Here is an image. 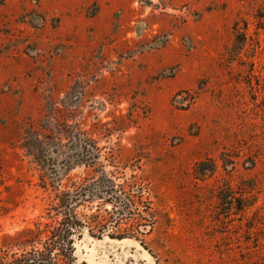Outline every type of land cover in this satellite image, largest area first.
Instances as JSON below:
<instances>
[{
    "label": "rangeland",
    "instance_id": "374dc122",
    "mask_svg": "<svg viewBox=\"0 0 264 264\" xmlns=\"http://www.w3.org/2000/svg\"><path fill=\"white\" fill-rule=\"evenodd\" d=\"M68 125L101 160L52 183L23 143L61 162ZM34 260L264 264V0H0V264Z\"/></svg>",
    "mask_w": 264,
    "mask_h": 264
},
{
    "label": "trees",
    "instance_id": "16d2710c",
    "mask_svg": "<svg viewBox=\"0 0 264 264\" xmlns=\"http://www.w3.org/2000/svg\"><path fill=\"white\" fill-rule=\"evenodd\" d=\"M63 133L64 134H59V137L62 138L64 136L65 139L68 140L67 143L62 144L68 148V152L66 153L65 159L61 162H58L56 158H49L47 148L50 144L45 140H42L39 134L35 139L33 137V139H31L27 136L23 143V146L28 150L29 154L38 153L41 155V157L38 156L36 160L49 166L48 172L50 177H52V183L58 182V184L62 181V178L68 175L74 168L82 165L96 167L101 160L100 150L97 144L91 139H84L85 134L80 128L68 125L67 131L64 130ZM31 134L32 133L28 135ZM120 188L121 187L109 177L108 173L102 172L101 175L94 180L87 189H80L79 194L82 193V196H87L89 199H93L95 197L103 199L108 203L113 204L115 207H118L119 210L117 212L116 219L119 220L121 217L127 215V213L130 214L131 208L130 198L126 196ZM232 193L233 191L231 188L224 189V215H230L233 211L245 213L255 206L256 201H254L251 197H245L247 192L244 193V195H241L240 198L234 197ZM82 226H84V224L80 219H78L75 215L71 216L67 233L63 236V242L66 246L70 243L72 245V251L74 250V240L72 237L77 234V230L83 228ZM24 264L46 263L42 260H34L33 262L29 261Z\"/></svg>",
    "mask_w": 264,
    "mask_h": 264
},
{
    "label": "water",
    "instance_id": "95a60500",
    "mask_svg": "<svg viewBox=\"0 0 264 264\" xmlns=\"http://www.w3.org/2000/svg\"><path fill=\"white\" fill-rule=\"evenodd\" d=\"M83 228H81L80 230H77L76 232H77V234L76 235H74L72 238H73V240H74V244H73V248H76L75 247V243H76V241H78V240H80L82 237H83V235H84V233L86 232L85 230L87 229V227H85V226H82ZM84 232V233H83ZM123 239V238H122Z\"/></svg>",
    "mask_w": 264,
    "mask_h": 264
},
{
    "label": "flooded vegetation",
    "instance_id": "af4514ba",
    "mask_svg": "<svg viewBox=\"0 0 264 264\" xmlns=\"http://www.w3.org/2000/svg\"><path fill=\"white\" fill-rule=\"evenodd\" d=\"M67 247L70 249V251L72 250V245L70 243L67 245ZM17 253H18V251H17ZM6 259H8V258L6 257ZM1 261H5V260L3 258H1Z\"/></svg>",
    "mask_w": 264,
    "mask_h": 264
}]
</instances>
